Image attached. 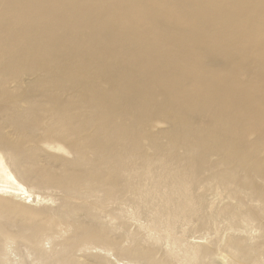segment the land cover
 Returning a JSON list of instances; mask_svg holds the SVG:
<instances>
[{
	"label": "bare ground",
	"instance_id": "1",
	"mask_svg": "<svg viewBox=\"0 0 264 264\" xmlns=\"http://www.w3.org/2000/svg\"><path fill=\"white\" fill-rule=\"evenodd\" d=\"M220 253L264 264V0H0V264Z\"/></svg>",
	"mask_w": 264,
	"mask_h": 264
},
{
	"label": "rangeland",
	"instance_id": "2",
	"mask_svg": "<svg viewBox=\"0 0 264 264\" xmlns=\"http://www.w3.org/2000/svg\"><path fill=\"white\" fill-rule=\"evenodd\" d=\"M26 201H28V202H26ZM26 201H24V204H25V207L28 208V209H38L40 207H45L47 205L49 206V203H50L48 201V199L44 200L41 196H39L37 194H35L33 197H31L30 200H26ZM49 207H54V205H50ZM225 233L226 232H224L223 236H225ZM253 235L255 237L258 236L257 233H255V234L253 233ZM205 240H207V239L198 240L197 242H200L199 244L203 243V245H205V242H206ZM252 244H257V242L256 243L252 242ZM220 256H221V253H220V255L218 257H211L210 259H208L206 261V263L208 262V263H212V264H227V261H228L227 255L222 253L223 257H220ZM220 258H222V259H220Z\"/></svg>",
	"mask_w": 264,
	"mask_h": 264
}]
</instances>
